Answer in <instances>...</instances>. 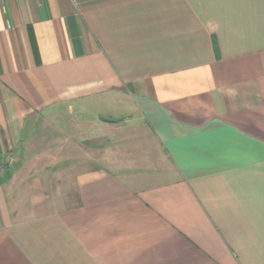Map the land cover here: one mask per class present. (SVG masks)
<instances>
[{"label": "crops", "instance_id": "0c3cea01", "mask_svg": "<svg viewBox=\"0 0 264 264\" xmlns=\"http://www.w3.org/2000/svg\"><path fill=\"white\" fill-rule=\"evenodd\" d=\"M0 264H264V0H0Z\"/></svg>", "mask_w": 264, "mask_h": 264}]
</instances>
